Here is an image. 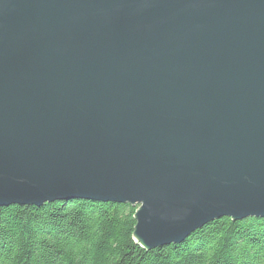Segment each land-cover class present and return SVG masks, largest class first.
I'll list each match as a JSON object with an SVG mask.
<instances>
[{
    "label": "water",
    "instance_id": "95a60500",
    "mask_svg": "<svg viewBox=\"0 0 264 264\" xmlns=\"http://www.w3.org/2000/svg\"><path fill=\"white\" fill-rule=\"evenodd\" d=\"M73 199L264 218V0H0V207Z\"/></svg>",
    "mask_w": 264,
    "mask_h": 264
},
{
    "label": "trees",
    "instance_id": "16d2710c",
    "mask_svg": "<svg viewBox=\"0 0 264 264\" xmlns=\"http://www.w3.org/2000/svg\"><path fill=\"white\" fill-rule=\"evenodd\" d=\"M136 209L86 199L0 207V264H264V218H221L146 251L132 238Z\"/></svg>",
    "mask_w": 264,
    "mask_h": 264
}]
</instances>
